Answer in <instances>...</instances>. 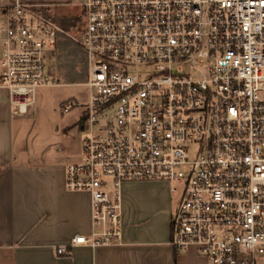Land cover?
<instances>
[{
	"label": "built area",
	"instance_id": "1",
	"mask_svg": "<svg viewBox=\"0 0 264 264\" xmlns=\"http://www.w3.org/2000/svg\"><path fill=\"white\" fill-rule=\"evenodd\" d=\"M50 6L0 0V89L12 113L25 115L35 91L54 85L45 64L58 35L87 55L81 157L65 165L64 183L89 195L91 231L54 246L56 257L123 246L122 186L164 183L178 196L175 251L195 249L207 264H256L264 256V0H80L76 36Z\"/></svg>",
	"mask_w": 264,
	"mask_h": 264
},
{
	"label": "crops",
	"instance_id": "2",
	"mask_svg": "<svg viewBox=\"0 0 264 264\" xmlns=\"http://www.w3.org/2000/svg\"><path fill=\"white\" fill-rule=\"evenodd\" d=\"M15 117L6 91L0 89V264H207L195 249L177 252L169 244V219L177 199H169L174 202L167 204V223L153 212L146 195L132 200L126 194L159 183L122 186L123 246H79L68 257H56L54 246L68 245L74 236L91 231L89 195L70 192L64 183L65 165L78 162L81 151L70 162L75 155L46 135L63 131L57 127L41 130L46 137L36 133L42 140L38 145L30 143L32 129ZM256 264H264V256Z\"/></svg>",
	"mask_w": 264,
	"mask_h": 264
},
{
	"label": "rangeland",
	"instance_id": "3",
	"mask_svg": "<svg viewBox=\"0 0 264 264\" xmlns=\"http://www.w3.org/2000/svg\"><path fill=\"white\" fill-rule=\"evenodd\" d=\"M39 1L51 5L52 18L65 32L75 36L78 34L84 25V19L78 6L80 0ZM87 67L85 51L64 35H58L54 49L49 53L45 64L46 76L52 80L54 85L38 88L34 94V102L27 113L15 117L17 122L32 129L30 143L37 144L42 141L39 140V136L35 137L36 133H39L41 138L46 137L41 130H55V127L63 130L58 135L51 137L49 133L46 135L52 143L62 141L68 152L75 155L70 162H74L81 151L83 131L80 130V126L85 120L83 104L87 99V87L84 85L87 80ZM164 185L167 184L159 183L141 187L136 191H126V194L132 200L146 195L144 197L149 198L153 203V212H159L162 218L166 217L164 222L168 223L167 204L170 203L169 199H177L178 196L170 193L171 186ZM172 202L174 200H171ZM164 227H167L166 224L162 225V228Z\"/></svg>",
	"mask_w": 264,
	"mask_h": 264
}]
</instances>
